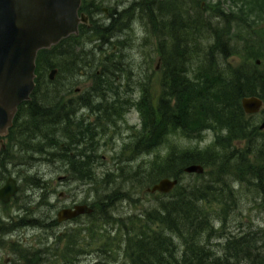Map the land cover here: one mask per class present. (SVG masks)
<instances>
[{
  "label": "trees",
  "instance_id": "trees-1",
  "mask_svg": "<svg viewBox=\"0 0 264 264\" xmlns=\"http://www.w3.org/2000/svg\"><path fill=\"white\" fill-rule=\"evenodd\" d=\"M82 1L84 0H81L80 12H84ZM249 1L255 2L253 7L248 5V2H243L248 5L247 11L245 12L241 3L236 13L227 12L219 2L211 9L203 8L192 0H135L132 5V12L144 21L145 26H151V34L159 42L162 61L165 62L167 57L169 65H166V69L169 67L174 70L167 73L169 80L166 74L164 76L162 94L157 106L151 105L149 100L145 101V110L137 106L143 122L141 130L138 131L136 150L142 140L146 143L140 153H149L165 144L172 135L193 138L211 129H214L216 135H220L221 131L226 132H221V135L216 136L210 146L204 149L188 150L173 145L162 163L153 165L151 171L138 166L130 172L128 178L117 177L119 186L128 180L135 183L134 187L138 190L150 187L163 176L178 180L173 193L162 195L164 201L161 205L144 211L142 226H134L132 217L125 219V224L130 226L128 235L136 229L139 230L134 238L135 249L137 248L134 264H231L227 252H230L233 258L243 254L246 256V264H264V242L258 247L256 245L260 237L251 238L257 237L256 232L247 231L235 239L227 237L226 252L221 257L207 251L208 242L212 234H215L212 227L217 221L211 216L216 212H209L206 206L210 200H215L219 203L218 206L229 208L227 213H230L232 207L225 206L226 199L230 200L234 192L243 190L239 188L234 191L229 181H236L244 188H251L259 198V205L264 213V128L260 129L264 122V67L259 69L256 64V61H260L259 58H264V33H261L262 30H256L264 24V17L255 14L257 3L264 4V0ZM108 20L109 27L104 28L101 31L103 33H107L108 28L117 23L114 13L110 14ZM234 23L243 25V30L238 29V33L234 34L231 30ZM85 28L88 29L80 25L78 34L80 30L84 32ZM116 33L111 32L113 35ZM78 34L63 39L50 49L38 52L35 88L30 100L18 107L10 132L21 130V124L28 125V128H23L24 139L37 137L38 141L41 140V149L37 151L42 156L52 157L55 156L54 153H64L61 157L68 170L78 179L92 184L91 181H95L92 166L96 152L89 147L94 146L93 137L97 134L93 130L99 125L83 126V123L73 120L71 127L66 129V105L60 104L62 96L59 94L63 90H70L63 89L64 83H59V76L64 70L71 72L78 66V60L76 59V64L72 61L74 67L70 68L71 63L67 61L71 54H57V50H65L64 47L70 50V45L77 41ZM234 55H241L246 62L239 67H233L228 63V59ZM256 58L258 59L255 66L248 64V61ZM54 68L57 69V74L55 79L50 80L48 75ZM95 87L96 84L93 88ZM168 88L169 93L166 94ZM250 96H256L263 101V108L258 113L262 112L259 125L258 120L254 118L258 114L247 115L241 107V99ZM84 101L85 98H82L81 102ZM115 104L111 103L112 106ZM82 106L84 105L75 108ZM109 109L105 110V114L111 112ZM100 110L98 107L96 112ZM115 115L117 113L113 110L110 117ZM106 118L110 121V118ZM97 120L101 119L98 117ZM58 121L64 123L60 129L63 133L61 137L69 141L68 146L65 141L60 142L57 134L51 130L57 129ZM234 142H243V146L238 147ZM25 144H28L27 140H23L22 145ZM51 146H60V149L53 152ZM71 146L73 148H70ZM48 147L50 149H47ZM70 150L78 152V155L69 153L68 156ZM2 157L3 154L0 156V163L3 161ZM190 165H200L204 172L201 175L190 174L193 176L192 181L187 185L181 184V177L185 174L183 170ZM117 171H120V168ZM144 172L146 174L142 175ZM5 176L4 172L0 173V178L4 179ZM106 177L102 181L105 182ZM212 180L217 181L221 187L216 189ZM89 206L93 213L85 217L90 220L104 210H110L113 205L110 204V199L105 197ZM106 217L107 215L104 219ZM84 229L96 231L88 242L85 241L88 245L96 237H102L90 222ZM105 237L106 234L102 238ZM109 241L105 239L107 244ZM68 246L69 243L57 258L75 259L79 252L70 256ZM106 249L101 247L99 250L104 254V260L112 256V252L109 253ZM41 252L50 256L46 248L37 252L22 249L17 262L33 264L35 259L37 260L36 254ZM40 262L52 264L44 258L40 259ZM96 264L103 263L99 261Z\"/></svg>",
  "mask_w": 264,
  "mask_h": 264
},
{
  "label": "rangeland",
  "instance_id": "rangeland-1",
  "mask_svg": "<svg viewBox=\"0 0 264 264\" xmlns=\"http://www.w3.org/2000/svg\"><path fill=\"white\" fill-rule=\"evenodd\" d=\"M192 1L207 9H211L219 2L227 12L232 13L237 12L241 3L245 12L249 4L253 7L255 3L249 0ZM237 1L239 2L236 5ZM134 2L135 0L82 1L84 13L90 16L92 28H85L84 32L80 30L76 37L77 43H72L70 50L68 47H64L65 50H57V54H71L67 61L71 63L70 68L74 67L72 61L76 64V59L78 60V66H75L71 72L64 70L59 76V83H64L63 89H70L59 93L62 96L60 104L66 105L72 99V105H75L72 109H75V103L85 98V101L80 103L84 106L76 110L78 112L73 116L74 122L83 123V126L99 125L93 130L97 134L93 137L94 146L89 147L96 152L92 166V172L95 174V181H91L93 185L78 179L68 170L61 157L64 153H54L55 156L52 157L42 156L37 151L42 145L37 137H30L32 140L27 138L25 140L28 144L21 145L20 142L24 139L20 138L17 131L11 134V139L8 141L11 148L8 154L4 155L6 160L0 163V173L4 172V176L6 175L0 186L11 176L16 180L18 192L8 204L0 203V264H5L6 259L9 260L6 264H20L17 259L22 249L37 252L45 248L50 256H46L43 252L37 253L38 261L35 259L33 264H41L42 258L52 264H96L99 261L103 264H134L137 250L134 238L139 230L136 229L131 233L132 235H128L130 226L125 224V219L132 217L134 226H142L145 219L144 211L158 207L164 199L162 194L146 192L148 187L138 190L134 187L135 183H130L128 180L124 185L119 186L117 177L128 178L130 172L138 166L151 171L152 167L162 163L173 145L188 150L204 149L210 146L216 136L221 135L222 131L220 135H216L214 129L206 130L201 136L193 138L172 135L165 144H161L149 153H140L146 143L142 140L137 149L139 154L137 153L135 144L143 122L137 106L145 110L146 100H149L151 105L157 106L162 94L164 76L174 70L169 67L168 70L166 69V65L169 64L167 57L165 62L162 61L158 40L151 34L150 27L145 26L144 21L132 12ZM243 2H248V5ZM263 5L257 3L258 9H255L257 16L264 17ZM103 9L108 10V15L103 13ZM112 13L116 15V25L108 28L107 33L101 32L109 27L108 19ZM238 29L243 30V25L238 26L236 23L231 25L234 34L238 33ZM256 30H262L261 33H264V24ZM112 31L117 33L113 35ZM257 59L248 61V64L255 66ZM159 60L160 68L155 71ZM258 60L261 61L257 64L258 68H263L264 58ZM244 62L246 61L241 55H234L228 59V63L233 67H239ZM100 73L102 76H99ZM167 79L169 80L168 75ZM95 84L96 87L93 88ZM75 89L79 92H74ZM168 93L169 88L166 94ZM111 103L116 104L112 106ZM98 107L101 110L96 112ZM108 108L111 112L105 114ZM113 110L117 115L110 117ZM260 114L254 116L258 120V125L262 117ZM98 117L101 119L100 124ZM55 129L51 130L55 132ZM52 131L48 133L53 134ZM55 134L60 142L65 141V145H69V141L61 137L63 134L61 131L58 130ZM222 134L226 132L223 131ZM73 138L76 139L74 136ZM233 144L238 147L243 146V142ZM12 146L18 148L20 152L15 153ZM60 146H51V151L54 149L53 152H57ZM69 153L78 155V152L72 150L68 152V156ZM119 168L120 171H117ZM174 168L176 169L175 166ZM145 174L144 172L142 175ZM107 175L109 176L106 177ZM105 177L104 182L102 180ZM164 177L172 178L171 176L161 178ZM192 178L190 174H183L181 184L187 185ZM213 182L216 189L221 187L217 181ZM229 185L234 191L243 189L234 192L230 200L226 199L225 206L232 207L230 213H227L230 211L229 208L218 206L219 203L215 200H210L206 206L209 212H216L211 215L217 221L212 227L215 234H212L207 246L208 253L213 252L216 257H221L226 252V239L229 236L235 239L246 234L247 231L256 232L257 237H251L252 239L260 237L256 246L259 247L264 242V213L259 205V198L251 188H244L236 181L233 183L232 180L229 181ZM59 193H63L64 197H59ZM105 197L110 199V204L113 205L110 210H104L90 220L83 216L72 221L57 223L56 213L62 207L80 203L91 205ZM105 215L108 219H104ZM89 222L93 224L99 235L104 237L106 234L105 239L110 240L109 244L100 236L91 244H86L91 235L96 233L84 229ZM68 243L70 256L79 252L75 259L57 258L61 252H64L66 249L64 246ZM101 247H106V251L112 252V256L104 260V254L99 251ZM227 255L231 264H246V256L243 254L238 255L237 258H233L230 252H227Z\"/></svg>",
  "mask_w": 264,
  "mask_h": 264
},
{
  "label": "water",
  "instance_id": "water-1",
  "mask_svg": "<svg viewBox=\"0 0 264 264\" xmlns=\"http://www.w3.org/2000/svg\"><path fill=\"white\" fill-rule=\"evenodd\" d=\"M81 0H0V150L3 138L13 125L18 107L30 99L35 88L37 54L56 46L63 39L78 34L80 25L91 27L88 16L80 12ZM260 62L257 61L256 64ZM56 70L48 78L53 80ZM245 114H258L263 101L256 97L241 99ZM264 128V122L260 129ZM186 174L201 175L200 165H190ZM178 185L177 179L162 178L146 189L150 194L167 195ZM16 182L9 178L0 189V200L7 202L17 193ZM88 205H75L57 213L62 223L91 215ZM8 259L4 261L6 264Z\"/></svg>",
  "mask_w": 264,
  "mask_h": 264
},
{
  "label": "flooded vegetation",
  "instance_id": "flooded-vegetation-1",
  "mask_svg": "<svg viewBox=\"0 0 264 264\" xmlns=\"http://www.w3.org/2000/svg\"><path fill=\"white\" fill-rule=\"evenodd\" d=\"M103 13H105V14H107L108 15V10H106V9H103ZM86 14V13H85ZM87 16H88V21H89V23L91 24V22H90V16L88 15V14H86ZM150 28H151V26H150ZM89 29V28H88ZM160 60L158 61V64H157V66H156V69H155V71H158L159 70V68H160ZM53 70V69H52ZM54 70H56V74H57V69H55L54 68ZM56 76V75H55ZM54 79H55V77H54ZM74 92H79V90L78 89H75V91ZM81 101H82V99H81ZM72 99L71 100H69L67 103H66V108H65V124H66V129H69L70 127H71V123L73 122V116H75L76 114H77V112L78 111H76V110H78L79 108H75V109H72V106H75V105H72ZM80 103L81 102H77V103H75L76 104V106H78V105H80ZM76 111V112H75ZM23 120H24V118H22ZM100 122H101V120H99V124H100ZM64 123H62V122H59L58 121V125H56V127H57V129H55V132H57L58 130L60 131V129H61V127H62V125L64 124ZM12 127H13V125H12ZM11 127V128H12ZM20 128H21V130H19L18 132H17V134L18 135H20L21 137L20 138H22V139H24V137H25V133H24V129L23 128H28L29 126L28 125H25V124H21L20 126H19ZM10 128V129H11ZM10 129H9V131H8V133H7V135L3 138V141H4V147L0 150V156L3 154V157H2V159H3V161H5L6 160V157H4V155H5V153H6V155L8 154V152H9V150H10V144L8 143V141H9V139H11V134L13 133V132H10ZM28 130H30V128L28 129ZM35 135H37L36 133H34ZM25 140V139H24ZM37 140V139H36ZM22 142H23V140H21V142H20V144L22 145ZM12 148H13V150H15V153L16 152H20L19 151V149L18 148H16V147H13L12 146ZM9 178H12L15 182H16V180L13 178V177H8L7 178V180L9 179ZM6 180V181H7ZM2 181H3V178L1 177L0 178V184H2ZM6 181L4 182V184L2 185V186H0V189L5 185V183H6ZM16 185H17V183H16ZM17 189H18V187H17ZM17 192H18V190H17ZM15 195H16V193H15ZM14 195V196H15ZM13 196V197H14ZM13 197H11L10 199H9V201H7V202H2L1 200H0V203H2V204H4V205H6V204H8L12 199H13ZM59 197H61V198H63L64 197V194L63 193H59ZM75 205H88L87 203H80V204H73V205H71L70 207H62L61 209H59L58 211H57V213L60 211V210H62V209H64V208H72L73 206H75ZM57 213H56V221H57ZM84 216H87V215H84ZM80 217H83V216H80ZM80 217H78V218H80ZM78 218H76V219H78ZM73 220H75V219H73ZM70 221H72V220H70ZM67 222V221H66ZM58 223V222H57ZM63 223V222H62ZM8 262H9V260H8ZM7 262V263H8Z\"/></svg>",
  "mask_w": 264,
  "mask_h": 264
},
{
  "label": "bare ground",
  "instance_id": "bare-ground-1",
  "mask_svg": "<svg viewBox=\"0 0 264 264\" xmlns=\"http://www.w3.org/2000/svg\"><path fill=\"white\" fill-rule=\"evenodd\" d=\"M89 206V205H88Z\"/></svg>",
  "mask_w": 264,
  "mask_h": 264
}]
</instances>
